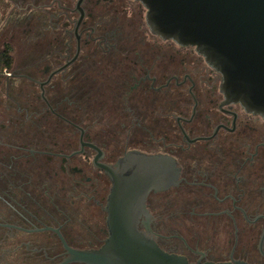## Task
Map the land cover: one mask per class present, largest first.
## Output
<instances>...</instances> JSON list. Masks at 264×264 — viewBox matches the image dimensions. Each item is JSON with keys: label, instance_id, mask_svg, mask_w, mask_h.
Instances as JSON below:
<instances>
[{"label": "flooded vegetation", "instance_id": "obj_1", "mask_svg": "<svg viewBox=\"0 0 264 264\" xmlns=\"http://www.w3.org/2000/svg\"><path fill=\"white\" fill-rule=\"evenodd\" d=\"M77 3L0 0L10 40L33 9H52L34 36L58 45L42 68H14L1 84L24 83L28 107L15 99L0 125V264H84L68 261L69 249L97 250L109 237L102 166L129 152L180 168L177 186L149 194L138 226L162 250L192 264H264V119L225 103L221 74L194 47L152 34L140 2L84 0L82 19ZM34 102L43 106L30 113Z\"/></svg>", "mask_w": 264, "mask_h": 264}, {"label": "water", "instance_id": "obj_2", "mask_svg": "<svg viewBox=\"0 0 264 264\" xmlns=\"http://www.w3.org/2000/svg\"><path fill=\"white\" fill-rule=\"evenodd\" d=\"M83 1L77 3L81 19ZM136 1L146 10L145 19L152 34L181 46L194 47L221 74L220 90L225 103L239 104L246 112L264 119V0ZM102 168L112 181L107 207L109 237L97 250L69 249L68 261L192 264L183 256L165 252L146 232L138 229L141 217H148L149 194L179 184L180 168L176 160L162 154L129 152L116 168L106 165Z\"/></svg>", "mask_w": 264, "mask_h": 264}, {"label": "rangeland", "instance_id": "obj_3", "mask_svg": "<svg viewBox=\"0 0 264 264\" xmlns=\"http://www.w3.org/2000/svg\"><path fill=\"white\" fill-rule=\"evenodd\" d=\"M26 21L24 23H17L16 28V36L14 39L12 35L8 31V27L4 29V23L0 20V50L3 47L4 43L11 42L14 46L13 50V57L15 61V70L19 73H27L30 70L37 69L39 70L42 68L41 66H34L35 62H41L42 56L46 54V50H48V44L46 45L45 41L42 40L39 36L28 37L24 30L26 29ZM31 38H34L31 40ZM40 40V41H39ZM39 42V43H38ZM44 44V45H43ZM23 88V93L19 92V88ZM27 86L24 83L19 82L15 88L8 89V96H7V88L5 86L0 87V125L5 121H3V115L10 112L18 111V106H15V99L18 100L20 103V107L25 108L26 106V99L27 95ZM13 98V99H11ZM37 128V127H34ZM260 264V263H257Z\"/></svg>", "mask_w": 264, "mask_h": 264}, {"label": "trees", "instance_id": "obj_4", "mask_svg": "<svg viewBox=\"0 0 264 264\" xmlns=\"http://www.w3.org/2000/svg\"><path fill=\"white\" fill-rule=\"evenodd\" d=\"M44 1H46L47 3H51L52 0H44ZM64 1L69 2L70 7H72L75 0H64ZM51 11H52V9L51 10H46V9H39V10L36 9L35 10V9H33L32 10L31 25L29 27L31 29V35L41 33L42 29H44L46 27V25H45L46 23L44 24V22L46 21L47 18L50 17ZM48 23H49V20H48ZM26 28L29 30V28L27 26H26ZM48 31H50V33L51 32L53 33L51 22L49 23ZM33 39L34 38H31V40H33ZM41 39L45 41L46 45L48 44L47 45L49 47L48 49L52 50V49L58 48L57 42L55 40L52 39V40L48 41V40L43 39V38H41ZM13 50H14L13 44L11 42H8V41L4 44L3 49L0 50V86H1V84L5 78V73L12 71L15 68ZM102 55L103 54H101V53H96V58H97L96 59V66H97L96 71L98 73V78H97L98 81L102 80V79L104 80L105 76L103 77V75L107 71V66L105 64L104 56H102ZM44 57L45 56L43 55L42 59L40 60L41 62H35L34 65L38 64V66H41V64L43 63L42 61H43ZM39 106H43L42 103L41 104H40V102L32 103V106H30L31 108H30L29 112L35 113L37 111H40L38 108ZM25 107H28V106H25ZM79 108H80V111L84 112V113H92L93 112L92 110H90V108L87 104H81L79 106ZM93 122L97 123V125L100 124V122H101V124L105 123V121H101V120H94V121H87L86 120V121H82V124L83 123L92 124Z\"/></svg>", "mask_w": 264, "mask_h": 264}]
</instances>
